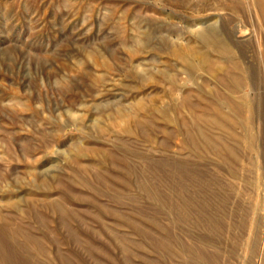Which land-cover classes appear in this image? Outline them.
<instances>
[{"label": "rangeland", "instance_id": "374dc122", "mask_svg": "<svg viewBox=\"0 0 264 264\" xmlns=\"http://www.w3.org/2000/svg\"><path fill=\"white\" fill-rule=\"evenodd\" d=\"M0 264H264V0H0Z\"/></svg>", "mask_w": 264, "mask_h": 264}]
</instances>
